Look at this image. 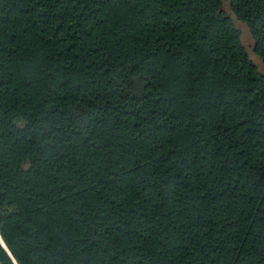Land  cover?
I'll return each mask as SVG.
<instances>
[{
	"label": "trees",
	"instance_id": "16d2710c",
	"mask_svg": "<svg viewBox=\"0 0 264 264\" xmlns=\"http://www.w3.org/2000/svg\"><path fill=\"white\" fill-rule=\"evenodd\" d=\"M228 7L264 65V0ZM0 235L18 264H264V74L223 0H0Z\"/></svg>",
	"mask_w": 264,
	"mask_h": 264
},
{
	"label": "rangeland",
	"instance_id": "374dc122",
	"mask_svg": "<svg viewBox=\"0 0 264 264\" xmlns=\"http://www.w3.org/2000/svg\"><path fill=\"white\" fill-rule=\"evenodd\" d=\"M223 9L227 14H229L231 16L233 23L237 27L239 34H240V39H241L242 45L245 48L248 57L255 64V66L257 67V70L260 73L264 74V65L260 62L259 59H257L254 56V54L252 52V41L250 39V36H249L245 26L242 25L241 23H239L238 21H236L235 18L231 15V12H230L229 7H228V0H223Z\"/></svg>",
	"mask_w": 264,
	"mask_h": 264
},
{
	"label": "water",
	"instance_id": "95a60500",
	"mask_svg": "<svg viewBox=\"0 0 264 264\" xmlns=\"http://www.w3.org/2000/svg\"><path fill=\"white\" fill-rule=\"evenodd\" d=\"M0 248L4 251V253L7 255V257L9 258V260L11 261L12 264H18L15 260V258L13 257V255L11 254V252L9 251V249L7 248L5 242L3 241L1 235H0Z\"/></svg>",
	"mask_w": 264,
	"mask_h": 264
}]
</instances>
